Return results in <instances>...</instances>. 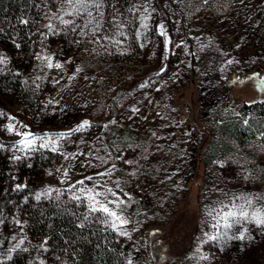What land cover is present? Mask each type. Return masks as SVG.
I'll return each mask as SVG.
<instances>
[{
  "label": "rangeland",
  "instance_id": "obj_1",
  "mask_svg": "<svg viewBox=\"0 0 264 264\" xmlns=\"http://www.w3.org/2000/svg\"><path fill=\"white\" fill-rule=\"evenodd\" d=\"M155 1L134 0L135 52L98 0L62 2L84 45L39 49L33 75L47 68L54 90L33 116L0 96V151L56 152L41 190L115 212L131 264H264V120L240 110L264 101V0ZM223 120L257 136L222 137ZM24 231L0 214V259Z\"/></svg>",
  "mask_w": 264,
  "mask_h": 264
},
{
  "label": "trees",
  "instance_id": "obj_2",
  "mask_svg": "<svg viewBox=\"0 0 264 264\" xmlns=\"http://www.w3.org/2000/svg\"><path fill=\"white\" fill-rule=\"evenodd\" d=\"M98 1L103 28L111 29L112 23L122 21L123 30L131 35L129 46L138 51L134 24L129 22L136 14L134 0ZM62 2L66 0H0V56L5 58L0 70V96L14 98L25 116H33L42 99L54 90L47 68L41 70L42 77L33 75L39 49L53 50L56 46L68 55L84 45L78 42V30L69 21V13L62 11ZM159 2L155 1L156 6ZM205 4L210 6L209 1ZM240 110L243 115L264 120V101L245 103ZM218 129L222 137L239 145L257 136L254 126L235 121L223 120ZM57 157L56 152L45 149L13 163L0 151V214L24 220L28 243L0 259V264H131L122 252L119 233L102 211L89 209L83 200H73L61 189L41 190L40 184L53 170ZM20 176L26 185L17 186Z\"/></svg>",
  "mask_w": 264,
  "mask_h": 264
},
{
  "label": "snow or ice",
  "instance_id": "obj_3",
  "mask_svg": "<svg viewBox=\"0 0 264 264\" xmlns=\"http://www.w3.org/2000/svg\"><path fill=\"white\" fill-rule=\"evenodd\" d=\"M68 2L71 3L72 0H68ZM77 2H81V0H77ZM85 124H87V122H85ZM43 146L44 145H42V147ZM87 179H91V177H88ZM78 183L83 184L84 181H79ZM93 199H94V197H93ZM93 210H96V209L93 208ZM100 210L103 211V212H105V213H107L110 216H113V217H115L117 215L115 212L110 211L106 206L105 207H102ZM233 215H234V213H228V216H233ZM242 215L247 216V213H242Z\"/></svg>",
  "mask_w": 264,
  "mask_h": 264
}]
</instances>
